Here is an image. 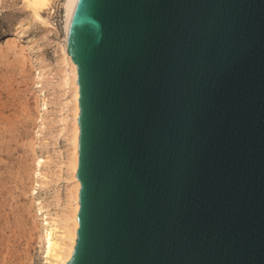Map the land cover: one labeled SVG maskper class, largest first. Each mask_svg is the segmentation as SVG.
<instances>
[{
    "label": "water",
    "instance_id": "water-1",
    "mask_svg": "<svg viewBox=\"0 0 264 264\" xmlns=\"http://www.w3.org/2000/svg\"><path fill=\"white\" fill-rule=\"evenodd\" d=\"M67 264H264V0H78Z\"/></svg>",
    "mask_w": 264,
    "mask_h": 264
},
{
    "label": "rangeland",
    "instance_id": "rangeland-1",
    "mask_svg": "<svg viewBox=\"0 0 264 264\" xmlns=\"http://www.w3.org/2000/svg\"><path fill=\"white\" fill-rule=\"evenodd\" d=\"M64 1L36 17L24 0H0V264H49L44 217L66 209Z\"/></svg>",
    "mask_w": 264,
    "mask_h": 264
},
{
    "label": "bare ground",
    "instance_id": "bare-ground-1",
    "mask_svg": "<svg viewBox=\"0 0 264 264\" xmlns=\"http://www.w3.org/2000/svg\"><path fill=\"white\" fill-rule=\"evenodd\" d=\"M31 8L36 17H40V12L48 9L54 0H24ZM78 0H65L64 6V39L60 45L62 51L63 66L60 70L61 85L70 92V97L66 101L69 108V114L64 118L63 130L67 131L69 141L68 155L65 162L67 167V175L70 181L67 194L66 209L62 212L60 217H52L46 213L44 217L43 236L45 240L46 258L49 259V264H67L71 258L74 246L76 244V230L79 227L77 220V213L80 208L79 191L81 187L80 181L75 176L78 167V142H79V124L78 116L80 113L79 107V86L77 83V65L72 61L71 56L67 51V36L71 20L76 8ZM21 34V33H20ZM20 36V35H19ZM32 42V40H29ZM68 118H70V125L68 129ZM43 159L37 160L36 177L43 176L40 167ZM38 211L42 213L44 206L41 201H38Z\"/></svg>",
    "mask_w": 264,
    "mask_h": 264
}]
</instances>
